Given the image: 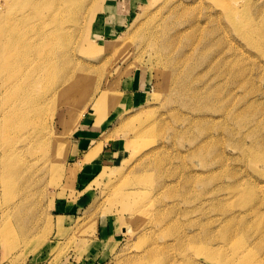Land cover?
<instances>
[{
  "label": "rangeland",
  "instance_id": "obj_1",
  "mask_svg": "<svg viewBox=\"0 0 264 264\" xmlns=\"http://www.w3.org/2000/svg\"><path fill=\"white\" fill-rule=\"evenodd\" d=\"M36 1L34 31L59 35L34 144L20 134L18 186L0 196V264H264V0H125L113 15L110 0ZM97 16L118 34L95 35Z\"/></svg>",
  "mask_w": 264,
  "mask_h": 264
},
{
  "label": "bare ground",
  "instance_id": "obj_2",
  "mask_svg": "<svg viewBox=\"0 0 264 264\" xmlns=\"http://www.w3.org/2000/svg\"><path fill=\"white\" fill-rule=\"evenodd\" d=\"M9 1L11 4L17 3V0ZM73 2V0H67L62 10L73 12ZM42 5L44 3L33 0V8L19 15L5 16L0 12V196L12 193L17 185L15 183L21 160L18 139L20 134H23V139L27 141L28 146L34 144L35 135L32 126L43 109L37 99L43 100L48 94L46 78L49 63H53V60H49L45 54V48L59 33L43 27L34 31L30 21ZM76 15L74 13V16ZM91 49L97 50L95 46ZM78 82V80L67 84L65 82V90H71ZM109 93V90L101 92L96 105L106 102L105 99ZM224 102L221 103V110L224 105L227 106ZM224 110L230 113L228 107ZM230 116L236 117L235 111ZM36 139L43 142L45 146L50 144L58 146L61 143L57 138L55 143H51L52 139L45 140L38 136ZM18 212V203L15 202L8 203L5 210L1 212L5 216H3V222L8 226L6 232L10 230L12 216H16Z\"/></svg>",
  "mask_w": 264,
  "mask_h": 264
},
{
  "label": "crops",
  "instance_id": "obj_3",
  "mask_svg": "<svg viewBox=\"0 0 264 264\" xmlns=\"http://www.w3.org/2000/svg\"><path fill=\"white\" fill-rule=\"evenodd\" d=\"M123 1H125V0H110V2L107 1L108 3L104 4L102 8H105V10H107L108 15H113L115 13V11L118 10V8H119V7H117L118 4L120 2H123ZM128 1H131V0H128ZM97 18H98V16L95 18V20L93 22L94 26L91 27V30H92V32H94L95 35L102 36V38L104 36V39H106L107 35L115 36L118 34L119 31L117 28H115L116 25H112V24H108L107 26H105L103 31H102L101 27H100V21L101 20H99L98 24H94L97 21ZM89 123H91V122L87 123L86 121H82L79 124V126L77 125V127L74 131V135H72V142H73L74 146H76V150L78 153L81 152L82 148H85V147L87 148V150H85L84 155H88L90 150L96 146L94 143L96 134H94V132H95V130H97V128L96 129L94 128L92 130ZM104 150L107 154H111V156L113 157L114 152H113L112 148H105ZM75 162H76V160H75ZM96 163H97V161H92V162H86L85 161V162H83L82 163L83 167H81L82 168L81 171H83L82 175L86 176V175H90L91 173H93L97 169Z\"/></svg>",
  "mask_w": 264,
  "mask_h": 264
}]
</instances>
